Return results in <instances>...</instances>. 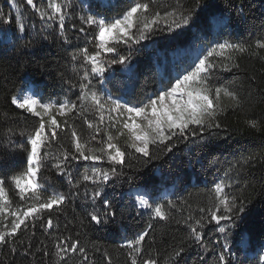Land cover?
<instances>
[{
    "label": "trees",
    "instance_id": "1",
    "mask_svg": "<svg viewBox=\"0 0 264 264\" xmlns=\"http://www.w3.org/2000/svg\"><path fill=\"white\" fill-rule=\"evenodd\" d=\"M113 1L110 5H103L97 0H58L69 5L65 9L64 34L68 37L65 43L60 37L58 18L41 20L35 10L26 4V0H15V3L0 0V12L6 18H11L10 23L0 20V178L4 180L6 193L5 197L0 198V207H4V212H0V230H7L5 223L10 227L11 213L19 206L36 202L32 199L20 200L15 181L19 179L22 186L28 174L26 150L30 145L20 132L38 118L10 102L11 95H18L29 84L48 103L57 104L65 99L77 102L78 110L67 116H60L56 108L51 113L58 122L67 119L70 125L74 124L78 134L86 139L94 130L89 129L85 121L98 123L99 114L87 102L80 107L78 97L81 82L88 83L91 90L102 94L105 99L109 96L112 99L123 97L140 105L151 95L157 94L161 84L170 85L171 80L164 83L161 70L164 75L171 76L172 59L177 62L185 59L187 62L197 49L204 55L214 44L229 42L243 45L247 51L228 52L224 57L214 59L218 63L235 62L240 67L233 68L231 72L216 68L210 85H222L229 91L238 92L241 106L233 107L231 97L222 94L221 104L226 111L218 114V119L223 127L205 131L202 139L174 137L176 147L173 151L163 159H153L147 164V157L127 147L126 142H131L129 136L125 133L118 135L120 124L116 128L110 127L106 113L104 123L99 125L101 133L98 140L106 139V131H111L117 137L114 142L130 153L125 165H110L107 161H72L69 167L73 180L69 183L67 176L58 175L52 167L56 163L54 159L44 161L36 180L47 191H37L36 194L42 199L53 191L76 195L71 196L61 208L43 213L45 221L48 216L52 217L51 229L42 228L41 221H32L27 230L18 233L14 245L16 252L11 251L12 245H0V262L108 264L110 259L111 264H131L128 256L131 250L125 246L126 241L134 239L151 224L142 257L151 255L158 260V264H164L172 250L190 232L186 225L177 224L176 221L190 214L198 218L201 215L198 209L212 202L215 185L224 181L231 185L226 191L241 198L245 212L239 219L219 225L228 229L226 233H220L219 226L206 225L201 230L205 247L187 242L188 250L180 264H217L220 251H226L230 264H264V49H259L256 43L258 40L264 41V0H200L201 7L196 9L195 23L187 28L176 32L156 30L139 43L118 45L121 55H131L128 61L131 72H125L124 65L114 64L106 66L102 75L91 76L90 82L82 81L84 71H90L91 65L82 57L75 61L71 57L83 47H88L89 52L94 50L96 28L84 24L80 17L99 13L113 18L121 15L132 3V0ZM34 2L42 10H48L47 0ZM150 3L153 11L177 8L186 13L189 8L195 7L196 0H150ZM18 15L27 26L25 33L18 31ZM81 27L85 29L83 33L79 31ZM133 32L139 35L136 29ZM5 35H10V41L2 39ZM29 43L31 47L25 48ZM254 52L258 55H253ZM228 55L232 56V61L227 60ZM104 58L118 57L111 53L105 54ZM253 119L258 121L259 130L247 123ZM61 146L74 151L69 131L60 132L58 139L41 152L58 155L63 150ZM90 146L100 147L96 141ZM160 147L150 145L152 154L160 155ZM249 157L255 159L244 165L243 162ZM111 166L122 169L126 174L111 178L105 185L107 198L117 209V215L110 218L108 223L96 224L87 213L94 208L102 211L104 206L99 200L94 205L85 198V191L90 194L95 186L91 182H83L79 188L74 185L93 168L107 170ZM137 189L147 194L146 199L153 208L156 204L166 205L170 219L154 218L152 209L141 208L133 197V191ZM167 190L170 192L163 194ZM169 201L175 204L174 208H167ZM66 237H71L67 241L69 244L79 239L86 253H69L66 260L59 261L55 244ZM29 243L32 246L29 254L25 255L24 248ZM225 244L227 249L222 247ZM84 255H87V261Z\"/></svg>",
    "mask_w": 264,
    "mask_h": 264
},
{
    "label": "snow or ice",
    "instance_id": "2",
    "mask_svg": "<svg viewBox=\"0 0 264 264\" xmlns=\"http://www.w3.org/2000/svg\"><path fill=\"white\" fill-rule=\"evenodd\" d=\"M15 3V0H11ZM26 4L31 6L39 15L41 20H52L58 18V25L60 29L61 39L67 43L68 37L64 34L65 20L67 17L66 8L69 7L67 3L58 2V0H47V9L42 10L37 7L34 0H26ZM201 7L200 0H196L195 7L189 8L185 13L183 10L173 8V10H165L163 12L156 10L153 11L150 0H132L131 6L127 8L118 18H108L96 15L81 16L80 20L89 26H95L96 34L94 36V50L89 52L88 47L78 49L72 54V60L83 58L87 64H90V71L85 70L82 81H89L93 75H102L106 71V66L110 67L114 64L124 65L126 70L131 72L128 67V61L131 60V55H121L118 45H129L132 43H139L142 40L148 39L151 34L156 30L176 32L177 30L185 29L191 24L195 23L196 9ZM0 20L4 23H10L11 18H6L0 12ZM18 24V31L25 33L27 26L22 22V17H16ZM139 24V27H138ZM75 27V25H73ZM133 29L139 33L138 36L133 32ZM81 33L85 31L83 27L79 29ZM257 47L264 49V41L258 40ZM25 48L31 47V44H26ZM247 51L243 45L232 44L229 42L216 43L210 47L206 54L197 57L198 63L185 74L179 75L175 83L166 90L160 91L154 98H149L141 105H132L129 103H122L119 99L113 100L110 96L105 99L104 96L89 88L88 83L81 82L79 87L81 93L78 97L80 107L82 108L87 102L99 114V122L93 123L85 121L89 129H93V133L89 134L86 139L78 134L75 125H70L65 119L62 123L58 122L56 117L52 115L51 110L56 108L60 116H67L78 110L77 102L65 99L57 104L40 103L36 99L38 93L22 94L19 96L13 94L10 97V102L17 108L27 110L32 113L38 120L33 123L29 128H25L20 132L21 136H26L27 143L30 148L27 151V173L36 177L42 167L44 161L55 160L56 163L52 165L57 170L60 176H67L68 182L72 183L73 174L69 167L72 161H92L100 162L107 161L110 165H125V160L130 153L122 150L114 140L117 139L113 136L111 131H106V139L98 140V135L101 133L100 124L105 121V114L108 116V123L111 128H116L118 123H122V127L118 129V135H123L124 130L128 132L130 143L126 142L128 148H132L136 153L142 157H147V164L153 159H163L173 151L176 144L173 138L187 140L189 137L203 138L202 134L211 129H219L223 127L218 119V114L226 111V108L221 104V95L231 97L234 101L233 107L241 106V98L238 92L229 91L227 87L218 86L212 87L210 85V78L214 74L216 68H222L225 71L231 72L233 68H239L240 65L235 62H217L214 57H224L228 52ZM115 53L118 58L105 59V54ZM253 55H258L254 52ZM264 59V57H262ZM228 61H232V56H227ZM76 87V85H72ZM170 101V103H166ZM37 104L42 111L37 110ZM86 110V109H85ZM115 114V115H113ZM83 115V112H81ZM122 121L120 118L125 117ZM48 117L47 121L45 117ZM137 118H140L146 123H138ZM247 123L259 130L258 121L248 120ZM194 126V127H193ZM70 132L71 144L74 151L66 148L59 152L58 155H52L48 151L41 152L46 146H50L53 141L58 139L60 132ZM96 141L100 147H91V143ZM150 145L162 146L160 147V155H153ZM255 159L249 157L243 163L247 165ZM35 165V166H34ZM243 167V165L241 166ZM230 169L229 171H232ZM126 174L124 171L118 170L117 167L111 166L107 170L93 168L90 173H85L80 180H77L74 187L79 188L83 182H91L95 187L89 194L85 191V198L90 199L95 205L99 200L103 210L94 208L88 212L87 215L91 221L96 224L101 222L108 223L110 218L117 215V209L105 192V185L113 177H123ZM129 180L132 177H128ZM16 187L19 189V197L22 201L32 199L35 203H28L26 206L21 205L16 211L11 213L13 217L10 227L5 223L4 227L7 229L0 230V245H12L11 251L16 252L15 247L16 237L21 231L27 230L32 221H41V227L51 229L53 227V219L48 216L46 221L43 219L45 211H52L59 209L68 203L71 196L76 193H61L55 192L43 198L36 194L37 191H47L44 185L38 182H33L32 179L26 181L27 187H22L20 180L16 179ZM4 180L0 178V198L5 197V189L3 187ZM231 185L226 184L224 181L217 183L214 188V195L212 202L206 206L198 209L199 217L188 215L183 220H177V224H184L189 229L188 235L177 245L171 254L165 259L164 264H180L183 254L188 250L187 242L203 244L204 234L201 231L206 225L219 226L222 222H232L239 219L245 212V204L240 197L232 195L228 191ZM29 189L33 191H29ZM136 203L141 208L152 209L154 218L160 220L170 219V213L166 211V205L156 204L153 205L148 202L144 196H138ZM175 204L169 201L167 208H174ZM0 212H4V207H0ZM206 214V215H205ZM7 217H5V220ZM191 222V223H190ZM35 226L34 224L32 225ZM152 225L141 231L134 239L126 241L125 246L129 248L128 256L130 257L131 264H158V260L149 255L147 258L142 257L144 252V243L149 236V231ZM220 233H226L228 229L224 226H219ZM71 237L60 239L59 243L55 244L56 256L59 261H64L69 253H76L79 251L81 254L86 253V248L81 246L80 240H72L69 244L67 241ZM23 246V241H21ZM31 243L24 248V254H29ZM227 249V244L222 246ZM205 251H208L205 248ZM47 254V253H46ZM87 255H84V260L87 261ZM2 264V262H0ZM108 264H111L109 259ZM217 264H230L226 251H220L217 254Z\"/></svg>",
    "mask_w": 264,
    "mask_h": 264
},
{
    "label": "rangeland",
    "instance_id": "3",
    "mask_svg": "<svg viewBox=\"0 0 264 264\" xmlns=\"http://www.w3.org/2000/svg\"><path fill=\"white\" fill-rule=\"evenodd\" d=\"M83 1L87 2L88 0H83ZM97 1L100 2L103 5H110V4H112L114 2L113 0H97ZM113 18H118V16L113 17ZM0 37H1V31H0ZM2 39L10 41L11 38H10V35H5L4 37H2ZM202 56L203 55L201 54V51L199 49H197V50L194 51V53L191 55V58L187 62H186L185 59L181 60V61H178V62H177V60L172 59L171 65H170V71H171L172 75L168 77L167 75H164L163 70H161V73H162L161 75L164 78V83H166V82L171 80L170 83H169L170 85L169 86H164L163 84H161L158 93L160 91L166 90L167 87H170L172 84H174L176 78H178V74L179 75H183V74H185L186 71H190L195 66V63H198L197 57H201L202 58ZM124 71L129 73V71H127L126 69ZM33 92L39 94L38 96H36V99L38 101H40V103H48L47 101H43L40 98V92L35 90V88L32 85H30V84L23 91H21L18 95L22 96V94H25V93L26 94H31ZM158 93L155 94V95H158ZM155 95H151L149 98H154ZM117 99H119L122 103H129V104L137 105V106L139 105L137 103L129 102L126 98H123V97L122 98H117ZM113 100H116V99H113ZM166 103H170V101H166ZM37 110L38 111H42V109L39 107V104H37ZM124 118H126V115H125V117L120 118L121 121ZM137 122L138 123H146L145 121H142L140 118H137ZM119 124H120V128H121L122 127V123H119ZM124 133L128 136V132H127L126 129L124 130ZM28 179H32L34 183L37 182V180H36L37 176L36 177H32L29 174H27L26 179L22 183V187H27L26 181ZM169 192L170 191L167 190L163 194H167ZM138 196H144V198H147V194L145 192H143L142 190H140V189H137V190L133 191V197L135 198V200L137 199Z\"/></svg>",
    "mask_w": 264,
    "mask_h": 264
}]
</instances>
